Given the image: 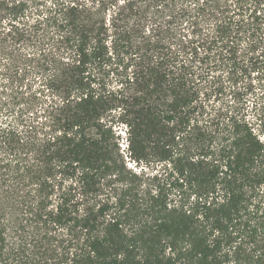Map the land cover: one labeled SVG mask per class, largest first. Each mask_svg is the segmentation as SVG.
Here are the masks:
<instances>
[{
  "label": "trees",
  "instance_id": "trees-1",
  "mask_svg": "<svg viewBox=\"0 0 264 264\" xmlns=\"http://www.w3.org/2000/svg\"><path fill=\"white\" fill-rule=\"evenodd\" d=\"M252 75L264 0H0V264H264Z\"/></svg>",
  "mask_w": 264,
  "mask_h": 264
},
{
  "label": "rangeland",
  "instance_id": "rangeland-1",
  "mask_svg": "<svg viewBox=\"0 0 264 264\" xmlns=\"http://www.w3.org/2000/svg\"><path fill=\"white\" fill-rule=\"evenodd\" d=\"M241 67H242V65H241ZM217 75H221V76L225 77V80L227 79V76H226L227 74L224 73V71L217 72ZM257 77L258 76L252 75L251 80H249L248 78L241 79V83H240L241 87H246V85L248 87L249 83L251 81H252L251 85H253V87H254V89L252 91H250V92H246L244 90L245 88H242V92L241 93L243 94V98L245 99V101L249 105V107H252V105H254L255 102L259 103V101H260L259 98L261 96V89H263L264 84L262 82H260L259 78H257ZM120 79H121V75H118L117 73H114V74H111L109 76L107 81H108V83H109V85L111 87L116 88V87L120 86V82H119ZM0 83H1V81H0ZM30 83L34 86L35 89H38L39 81H37V82L34 81V78L28 77V79H26L23 84L27 86ZM227 99L228 98L224 96L222 100H220V101L216 100L215 104H217V103L218 104H223L224 102L227 101ZM122 138H124L126 140L125 134H123ZM125 140L122 141L121 143H123L124 147H127V145H126L127 142H125ZM126 160H127V163L130 164V165L128 164V167L132 168V167L136 166L133 162L130 161V159L127 158ZM138 167L136 169H138V172H139V168ZM159 169H160V167H154V169L152 168V169L148 170V172L149 173H151V172L155 173L156 171H159ZM134 171H135V169H134Z\"/></svg>",
  "mask_w": 264,
  "mask_h": 264
}]
</instances>
